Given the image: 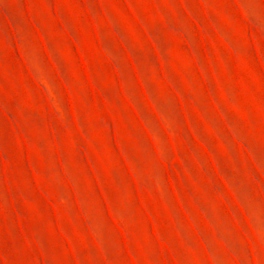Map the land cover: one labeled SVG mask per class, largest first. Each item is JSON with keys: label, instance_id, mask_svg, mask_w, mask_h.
Instances as JSON below:
<instances>
[{"label": "rangeland", "instance_id": "374dc122", "mask_svg": "<svg viewBox=\"0 0 264 264\" xmlns=\"http://www.w3.org/2000/svg\"><path fill=\"white\" fill-rule=\"evenodd\" d=\"M0 264H264V0H0Z\"/></svg>", "mask_w": 264, "mask_h": 264}]
</instances>
